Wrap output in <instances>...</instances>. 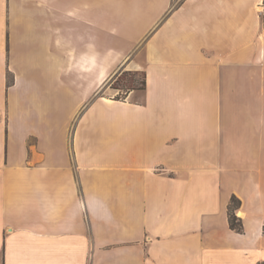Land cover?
<instances>
[{"label": "crops", "instance_id": "obj_1", "mask_svg": "<svg viewBox=\"0 0 264 264\" xmlns=\"http://www.w3.org/2000/svg\"><path fill=\"white\" fill-rule=\"evenodd\" d=\"M259 1L0 0V264H264Z\"/></svg>", "mask_w": 264, "mask_h": 264}, {"label": "trees", "instance_id": "obj_2", "mask_svg": "<svg viewBox=\"0 0 264 264\" xmlns=\"http://www.w3.org/2000/svg\"><path fill=\"white\" fill-rule=\"evenodd\" d=\"M132 73H138V72L137 71H124L120 73L119 75H117L116 77H114L116 79L115 82L118 84L117 85L113 84L111 88L114 90L119 89L122 92L115 96L116 100H125L130 92L135 91V90L144 91L146 89V85H147L146 73L142 72L144 78L141 82V88H137V82L134 79L125 80V77L123 78V76L132 75ZM13 83H14V76L11 73H9L8 80H7L8 87L12 86ZM240 206H241V201L238 198L233 197L230 203V208H229V222H230V227L233 230L237 231L238 233H242L244 231L243 222L236 215V210L240 208Z\"/></svg>", "mask_w": 264, "mask_h": 264}, {"label": "rangeland", "instance_id": "obj_3", "mask_svg": "<svg viewBox=\"0 0 264 264\" xmlns=\"http://www.w3.org/2000/svg\"><path fill=\"white\" fill-rule=\"evenodd\" d=\"M125 77V80L127 79H134L136 82H137V88H141V82L144 78L143 76V73L142 72H138V73H132V75H125L123 76V78ZM116 79H112V81H110V85L112 86L113 84L114 85H117L118 83L115 82ZM114 90V89H113ZM116 92V95H118L119 93H122L119 89L118 90H114ZM141 91V90H139Z\"/></svg>", "mask_w": 264, "mask_h": 264}, {"label": "built area", "instance_id": "obj_4", "mask_svg": "<svg viewBox=\"0 0 264 264\" xmlns=\"http://www.w3.org/2000/svg\"><path fill=\"white\" fill-rule=\"evenodd\" d=\"M257 8H258V14L261 20L264 22V0L259 1Z\"/></svg>", "mask_w": 264, "mask_h": 264}]
</instances>
